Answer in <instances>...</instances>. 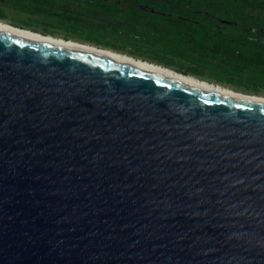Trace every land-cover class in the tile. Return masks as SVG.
<instances>
[{
    "label": "water",
    "instance_id": "1",
    "mask_svg": "<svg viewBox=\"0 0 264 264\" xmlns=\"http://www.w3.org/2000/svg\"><path fill=\"white\" fill-rule=\"evenodd\" d=\"M0 264H264V107L0 35Z\"/></svg>",
    "mask_w": 264,
    "mask_h": 264
},
{
    "label": "trees",
    "instance_id": "2",
    "mask_svg": "<svg viewBox=\"0 0 264 264\" xmlns=\"http://www.w3.org/2000/svg\"><path fill=\"white\" fill-rule=\"evenodd\" d=\"M26 1L30 2L20 6L22 10L41 11L38 6L41 2ZM140 2L154 12L138 8ZM88 5L111 15L104 20L96 16L93 19L105 31L136 42L160 45L175 56L264 84V42L261 40H264V18L245 14V9L264 14V0H121L117 4L89 0ZM203 12L210 16H203ZM224 16H229L234 26L216 28L214 17ZM240 27H254L261 37L234 31Z\"/></svg>",
    "mask_w": 264,
    "mask_h": 264
},
{
    "label": "rangeland",
    "instance_id": "3",
    "mask_svg": "<svg viewBox=\"0 0 264 264\" xmlns=\"http://www.w3.org/2000/svg\"><path fill=\"white\" fill-rule=\"evenodd\" d=\"M35 1L41 2L38 5L41 11L28 13L22 10L20 6L29 4L30 1L0 0V21L44 35L93 45L135 59L155 63L182 74L228 87L234 91L264 96V84L255 83L242 75L228 74L201 62L175 56L160 45L136 42L97 27L96 24L99 23L93 20L94 17L104 20L108 14L105 15L101 10L92 9L88 5L89 0ZM102 1L117 4L121 0ZM137 6L147 12H154L143 2L138 3ZM202 14L203 16H210L206 12ZM245 14L249 16L254 14L257 19L264 18L263 13L252 12L249 9H245ZM114 16L112 15V17ZM229 18V16L214 17L215 27L225 29L227 26H234ZM234 31L245 35L259 33L254 27H247L246 29L240 27ZM257 36L261 37V35ZM261 40L264 42L262 38Z\"/></svg>",
    "mask_w": 264,
    "mask_h": 264
},
{
    "label": "bare ground",
    "instance_id": "4",
    "mask_svg": "<svg viewBox=\"0 0 264 264\" xmlns=\"http://www.w3.org/2000/svg\"><path fill=\"white\" fill-rule=\"evenodd\" d=\"M0 35L31 44L65 50L83 56L97 58L216 97L264 107V96L234 91L228 87L207 82L194 76L182 74L167 67L135 59L108 49H103L77 41L64 40L51 35H44L29 29L12 26L3 21H0Z\"/></svg>",
    "mask_w": 264,
    "mask_h": 264
}]
</instances>
